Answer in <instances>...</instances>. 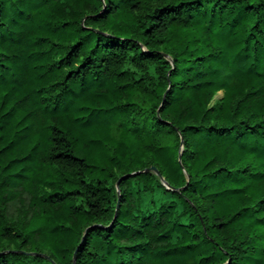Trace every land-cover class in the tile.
<instances>
[{"label":"trees","instance_id":"16d2710c","mask_svg":"<svg viewBox=\"0 0 264 264\" xmlns=\"http://www.w3.org/2000/svg\"><path fill=\"white\" fill-rule=\"evenodd\" d=\"M0 264H264V0H0Z\"/></svg>","mask_w":264,"mask_h":264},{"label":"water","instance_id":"95a60500","mask_svg":"<svg viewBox=\"0 0 264 264\" xmlns=\"http://www.w3.org/2000/svg\"><path fill=\"white\" fill-rule=\"evenodd\" d=\"M143 172H153V173L157 174L158 176H160V173L158 172V170H157L155 167L147 168V169L143 170ZM133 174H135V173H133ZM127 176H129V175H126V176H124V177H127ZM163 183H164L166 186H168V184H167L166 181L163 180Z\"/></svg>","mask_w":264,"mask_h":264},{"label":"rangeland","instance_id":"374dc122","mask_svg":"<svg viewBox=\"0 0 264 264\" xmlns=\"http://www.w3.org/2000/svg\"><path fill=\"white\" fill-rule=\"evenodd\" d=\"M222 96H223V93H222V92L218 93V94L215 96L214 101H217V100L221 99Z\"/></svg>","mask_w":264,"mask_h":264}]
</instances>
